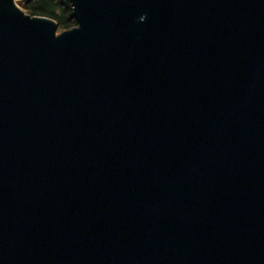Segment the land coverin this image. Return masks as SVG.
Here are the masks:
<instances>
[{
  "label": "water",
  "instance_id": "obj_1",
  "mask_svg": "<svg viewBox=\"0 0 264 264\" xmlns=\"http://www.w3.org/2000/svg\"><path fill=\"white\" fill-rule=\"evenodd\" d=\"M0 0V264H264V0Z\"/></svg>",
  "mask_w": 264,
  "mask_h": 264
},
{
  "label": "trees",
  "instance_id": "obj_2",
  "mask_svg": "<svg viewBox=\"0 0 264 264\" xmlns=\"http://www.w3.org/2000/svg\"><path fill=\"white\" fill-rule=\"evenodd\" d=\"M22 9L30 15L48 16L62 28L77 26L71 0H24Z\"/></svg>",
  "mask_w": 264,
  "mask_h": 264
},
{
  "label": "rangeland",
  "instance_id": "obj_3",
  "mask_svg": "<svg viewBox=\"0 0 264 264\" xmlns=\"http://www.w3.org/2000/svg\"><path fill=\"white\" fill-rule=\"evenodd\" d=\"M23 3H24V0H17V4L19 5L20 8L23 7ZM26 13H28V11H25ZM29 14V13H28ZM57 22V21H56ZM58 23V22H57ZM76 27V26H74ZM72 27V28H74ZM72 28H62L61 26L58 25V33H62L64 31H67V30H70Z\"/></svg>",
  "mask_w": 264,
  "mask_h": 264
}]
</instances>
